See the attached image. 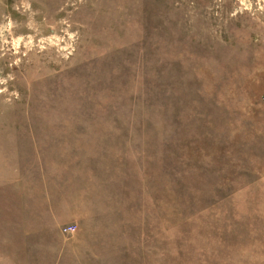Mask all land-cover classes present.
<instances>
[{
  "label": "rangeland",
  "instance_id": "obj_1",
  "mask_svg": "<svg viewBox=\"0 0 264 264\" xmlns=\"http://www.w3.org/2000/svg\"><path fill=\"white\" fill-rule=\"evenodd\" d=\"M0 264H264V0H0Z\"/></svg>",
  "mask_w": 264,
  "mask_h": 264
},
{
  "label": "built area",
  "instance_id": "obj_2",
  "mask_svg": "<svg viewBox=\"0 0 264 264\" xmlns=\"http://www.w3.org/2000/svg\"><path fill=\"white\" fill-rule=\"evenodd\" d=\"M75 229V227H73V226H68V227H65L64 228V231L65 232H71V231H73Z\"/></svg>",
  "mask_w": 264,
  "mask_h": 264
}]
</instances>
